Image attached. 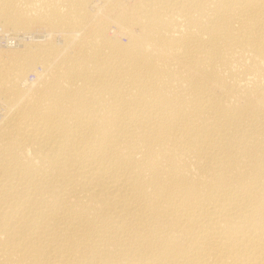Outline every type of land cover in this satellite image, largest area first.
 I'll list each match as a JSON object with an SVG mask.
<instances>
[{
  "label": "bare ground",
  "instance_id": "obj_1",
  "mask_svg": "<svg viewBox=\"0 0 264 264\" xmlns=\"http://www.w3.org/2000/svg\"><path fill=\"white\" fill-rule=\"evenodd\" d=\"M0 114V264H264V0H0Z\"/></svg>",
  "mask_w": 264,
  "mask_h": 264
},
{
  "label": "rangeland",
  "instance_id": "obj_2",
  "mask_svg": "<svg viewBox=\"0 0 264 264\" xmlns=\"http://www.w3.org/2000/svg\"><path fill=\"white\" fill-rule=\"evenodd\" d=\"M125 36V35H124ZM124 36H122L121 35V40L123 41L124 40V42H125V40H127V38H125ZM4 53L5 52H3V55H4ZM6 54V53H5ZM5 59H7V57H4ZM37 70L38 71H41L42 70V68H41V66H37ZM36 78V74H35V72H33V73H31V75L29 76V79H30V81H32V80H34ZM1 116H2V114H0V118H1Z\"/></svg>",
  "mask_w": 264,
  "mask_h": 264
},
{
  "label": "built area",
  "instance_id": "obj_3",
  "mask_svg": "<svg viewBox=\"0 0 264 264\" xmlns=\"http://www.w3.org/2000/svg\"><path fill=\"white\" fill-rule=\"evenodd\" d=\"M7 37H8V34L5 33L4 36H3V38H7ZM25 38H26V39H30V36L26 34V35H25ZM3 57H7V54L4 53Z\"/></svg>",
  "mask_w": 264,
  "mask_h": 264
}]
</instances>
